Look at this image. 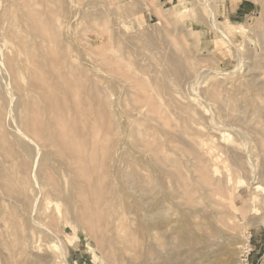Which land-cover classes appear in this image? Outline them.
Instances as JSON below:
<instances>
[{"label": "rangeland", "instance_id": "374dc122", "mask_svg": "<svg viewBox=\"0 0 264 264\" xmlns=\"http://www.w3.org/2000/svg\"><path fill=\"white\" fill-rule=\"evenodd\" d=\"M27 1L0 0V264H264V0Z\"/></svg>", "mask_w": 264, "mask_h": 264}, {"label": "crops", "instance_id": "0c3cea01", "mask_svg": "<svg viewBox=\"0 0 264 264\" xmlns=\"http://www.w3.org/2000/svg\"><path fill=\"white\" fill-rule=\"evenodd\" d=\"M174 1V0H169ZM258 0H232L229 2L230 18L233 20H242L249 17L259 10Z\"/></svg>", "mask_w": 264, "mask_h": 264}, {"label": "bare ground", "instance_id": "6f19581e", "mask_svg": "<svg viewBox=\"0 0 264 264\" xmlns=\"http://www.w3.org/2000/svg\"><path fill=\"white\" fill-rule=\"evenodd\" d=\"M22 2H23V0H21ZM24 3L25 2H23V4H21V6L22 5H24ZM31 1L30 0H28L27 1V4H25L26 5V7L28 8V10L31 12L30 14L31 15H34L35 13H34V10H32V6H31ZM34 3V2H33ZM21 6H18V7H21ZM23 7V6H22ZM21 10H22V8H20ZM23 10H25V9H23ZM22 10V11H23ZM18 11H19V8H18ZM25 12V11H24ZM29 13V12H28ZM39 121V116H36L35 118H34V120H33V122H32V127H31V133H33L34 135H40L41 134V132H40V130L38 129V122ZM222 138L223 139H226L227 138V136L226 135H224V136H222ZM30 152V151H29ZM78 159H79V163H80V165H83L82 163H83V158L81 157V155L79 154V156H78ZM257 189H259V187H257ZM263 222H264V220H263ZM247 240H248V237H245ZM247 244V243H246ZM246 245H242V246H238V249L240 248V249H245L246 247H245ZM249 246V245H248ZM250 247V246H249ZM248 249V248H247ZM247 249H245V250H247Z\"/></svg>", "mask_w": 264, "mask_h": 264}]
</instances>
